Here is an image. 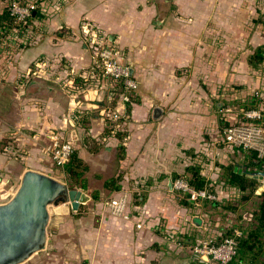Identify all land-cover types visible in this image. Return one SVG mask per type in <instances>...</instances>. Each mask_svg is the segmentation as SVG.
<instances>
[{
	"label": "crops",
	"instance_id": "obj_1",
	"mask_svg": "<svg viewBox=\"0 0 264 264\" xmlns=\"http://www.w3.org/2000/svg\"><path fill=\"white\" fill-rule=\"evenodd\" d=\"M9 3L0 0V16ZM42 4L52 16L34 12L37 17L22 35L30 38L29 45L18 31L0 35V186L20 188L29 171L56 180L59 172L64 174L45 151L46 135L53 130L72 142L86 164L90 202L55 224L51 250L24 264H202L192 252L197 239L218 240L237 223L235 216L224 217L220 208L204 201L239 204L243 195L225 185L222 168L231 166L250 178L259 174L248 166L247 155L224 142L222 110L264 93V71L248 64L252 49L264 44V26L256 23L264 14V0ZM84 21L103 30L118 61L139 84L134 103L117 106L120 112L130 109L123 158V144L107 135L103 112L108 95L88 90L72 97L66 92L65 83L93 65L89 46L65 33L80 34ZM197 163L217 199L188 208L171 185L175 175ZM118 176L122 190H107L105 183ZM259 183L257 196L264 193ZM137 185L148 195L142 207L134 204L141 191ZM121 195L129 198L130 221L110 214V201Z\"/></svg>",
	"mask_w": 264,
	"mask_h": 264
},
{
	"label": "built area",
	"instance_id": "obj_2",
	"mask_svg": "<svg viewBox=\"0 0 264 264\" xmlns=\"http://www.w3.org/2000/svg\"><path fill=\"white\" fill-rule=\"evenodd\" d=\"M36 8L35 3L28 2L22 5L19 0H12L9 4L8 12L16 20L17 24H27L32 14L36 11ZM41 12L46 17L52 16V12L47 5L42 7ZM65 30V28L61 29V31ZM79 30L80 34H74L73 32L65 33L72 40H80L89 46L93 54V65L89 70L81 74L87 80L83 89L76 87L73 80L65 83L67 94L76 97L88 90H101L111 100L115 96V88L120 86V98L117 106H128L131 104L133 96L139 90V84L130 76V68L118 61V53L112 47L107 35H105L99 26L87 21L81 24ZM28 41L26 39L24 43L29 45L30 43ZM28 75L32 76L31 74ZM254 95L256 97H262L263 93L258 91ZM117 108L114 109L109 105L103 114L107 120L115 123L117 129L128 131V140L130 114L127 111L120 112ZM235 110L231 107H226L222 110L225 120L227 118H230V121L233 120V123L223 130L224 142L234 148L255 151L259 158L264 157V130L255 124L256 121L261 120L262 111H242L244 118L249 122L237 123V113ZM125 127L126 129H124ZM46 137V153L52 159L54 166L64 172L74 153V145L72 142L65 140L60 133L53 130L49 131ZM8 151L11 152L12 150L8 149ZM173 189L176 192L189 193L192 201H215L217 199L214 194L207 190H191L187 181L184 179L174 181ZM18 190L19 188H13L11 191H7L5 187L0 186V205L10 202ZM109 211L114 218L130 221L131 215L129 212L128 196L123 195L111 200L109 203ZM142 228L143 224H137V229L140 230ZM241 236L242 233L239 230H235L234 237L225 238L221 241H217L213 237L199 238L192 247L193 255L208 264H230L236 256V238Z\"/></svg>",
	"mask_w": 264,
	"mask_h": 264
},
{
	"label": "trees",
	"instance_id": "obj_3",
	"mask_svg": "<svg viewBox=\"0 0 264 264\" xmlns=\"http://www.w3.org/2000/svg\"><path fill=\"white\" fill-rule=\"evenodd\" d=\"M43 1L47 2L48 0L32 2L37 6L35 11L37 14L42 9V7L46 5L42 4ZM11 2L12 0H10V3ZM20 3L25 5L28 2L25 0H20ZM36 17L37 16L34 17L32 14V17L29 19L27 24H17L16 20L10 16V13L7 10L0 16V35L3 34V36H11L13 32L18 31L22 37L21 39H24L23 44L26 46L27 44L24 42L26 39L30 40V38L26 35H22H24L26 28H28L29 22ZM256 23L264 26V14H261ZM28 42L30 43L31 40ZM248 64L253 70L264 71V44L252 49V53L248 58ZM74 83L76 87L83 89L87 83V80L84 79L80 74L76 77ZM119 88L120 86L115 88V96L110 100L109 103V105L114 109L117 107L118 100L120 98ZM135 100L136 98L133 96L132 102L129 105H132ZM229 105L236 107L235 112L237 113V123L249 122L244 118L242 111L261 110L262 118L261 120L256 121L255 124L264 130V93L262 97H256L254 95L244 103ZM126 111L128 114H130V109H127ZM222 123L223 128H226L229 127L233 122L230 120L228 121L227 119L224 121L223 119ZM124 129H126V127ZM107 135L116 137L123 144L122 148L120 149L121 158H123L122 155H124V146L127 142L128 131L117 129L114 122L107 120ZM8 149L12 150L10 146H8L6 150L8 151ZM238 149L249 158V167L256 169V171L259 173L264 171V157L259 158L257 152L252 150H246L244 148ZM222 169L225 171L222 176L225 185L239 190L243 195L239 204L227 202L225 204L219 205L218 203L204 201L206 206H211L214 209L220 208L224 217L233 215L237 221V223L234 224L232 228L225 230L223 232L224 234H222L221 238L217 241L234 237V231L239 230L242 233V236L236 238V256L230 264H264V193H262L260 196L256 195V191L259 188L260 183L254 178L248 177L246 174L239 175L238 173H235L231 166L223 167ZM87 170L88 168L86 164L80 158L79 153L74 146V153L64 170V174H62V176L65 178V182L72 189H82L83 191H86L88 189L87 181L85 179ZM202 170L203 168L201 164H193L186 169L184 175H175L173 177V181L184 179L187 181L189 187L193 191L207 190L212 192L213 189L210 187V181L203 176ZM122 180V176L112 178L105 183L104 187L107 190L113 192H120L122 190ZM137 187L139 190L141 189V186L137 185ZM176 197L181 205L188 208L195 207V204L199 201H192L190 198L191 195L184 192H177ZM93 199L95 201L99 199L98 192L93 194ZM147 199L148 195L145 192H142L141 189V191L134 196V204L138 207H142ZM194 260L197 261L199 259L194 257Z\"/></svg>",
	"mask_w": 264,
	"mask_h": 264
},
{
	"label": "water",
	"instance_id": "obj_4",
	"mask_svg": "<svg viewBox=\"0 0 264 264\" xmlns=\"http://www.w3.org/2000/svg\"><path fill=\"white\" fill-rule=\"evenodd\" d=\"M31 86L43 87L37 82ZM253 178L264 183V172ZM89 202L90 196L83 190L72 189L47 175L27 172L15 197L0 205V264H24L33 255L51 250L49 236L55 224L64 216L79 213L80 207Z\"/></svg>",
	"mask_w": 264,
	"mask_h": 264
},
{
	"label": "rangeland",
	"instance_id": "obj_5",
	"mask_svg": "<svg viewBox=\"0 0 264 264\" xmlns=\"http://www.w3.org/2000/svg\"><path fill=\"white\" fill-rule=\"evenodd\" d=\"M60 173H61V172L58 173L59 175H57V179H58L60 182L67 184V183L65 182V178H64ZM84 192H86V193L88 194L87 191H84ZM77 214H78V213H77Z\"/></svg>",
	"mask_w": 264,
	"mask_h": 264
}]
</instances>
